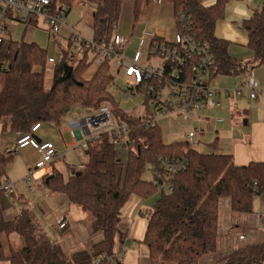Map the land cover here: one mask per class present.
<instances>
[{"label": "trees", "instance_id": "trees-1", "mask_svg": "<svg viewBox=\"0 0 264 264\" xmlns=\"http://www.w3.org/2000/svg\"><path fill=\"white\" fill-rule=\"evenodd\" d=\"M83 1L95 6L86 18L92 31L91 42L106 46L112 24L120 19L122 0ZM140 1L133 3L134 22ZM167 1L173 6V15H185L196 37L209 44L214 64L208 80L220 75L247 74L264 63V3L249 20L242 22L253 57L238 61L227 55V42L214 36L215 24L228 0ZM79 4L81 0H53L51 8L62 5L71 10ZM38 23L34 16L26 21V25L33 27ZM57 45L60 59L52 68V85L45 89V51L34 43L13 42L9 37L0 43V127L4 132L24 135L35 124L58 126L73 107L95 109L109 100L105 92L110 79L106 65L100 66L89 80L83 77L92 63L85 53L89 45L85 44L82 54L75 53L70 42L57 41ZM128 122L131 146L125 162L118 159V150L102 136L89 144L83 171L73 174L65 183L57 173L45 181L50 192L64 195L70 204L88 213L91 233H101L102 238L88 250L66 255L40 229L28 209L22 208L12 220H6L0 210V235L15 234L22 241L20 248H10L7 257L0 243V261L95 264L104 255L107 258L99 264H122L113 252L116 238L119 243L124 241L121 210L132 196L146 199L155 192L160 194L155 209L146 215V228L139 244L146 248L150 260L164 264H200L216 252L220 200H228L233 214H253L252 184L264 192V163L237 167L231 155L215 152L216 141L208 145L211 152L200 153L190 149L186 142L165 144L158 127ZM182 156L188 164L183 173L170 179L171 192L158 190L150 180L143 179L147 166H156L158 158ZM13 157L12 153H0V180ZM211 264H264V242L232 250Z\"/></svg>", "mask_w": 264, "mask_h": 264}, {"label": "crops", "instance_id": "crops-1", "mask_svg": "<svg viewBox=\"0 0 264 264\" xmlns=\"http://www.w3.org/2000/svg\"><path fill=\"white\" fill-rule=\"evenodd\" d=\"M133 2L134 0H122L121 20L117 22V32L128 36L131 46L134 45L135 38L145 33H152L167 40L172 39L175 26L171 3L165 0L162 4L155 5L140 1L138 20L133 27ZM263 3L264 0H228L226 3L222 17L215 24L214 36L218 40L227 42L226 53L230 58L238 61L252 59L253 52L247 48L248 37L242 28V22L249 20ZM77 9V11H68L66 21L80 33L84 41H91L92 31L86 23V17L91 14L95 6L82 0ZM84 9L86 13H84ZM40 23L42 24V22H39L37 26L33 27L13 19L7 26L8 37L13 42H30L38 47H45L46 57L48 55L59 61L60 50L57 41L50 39L45 26L42 24L41 27ZM20 24L23 27L21 35L19 34ZM81 27L88 32L87 35L82 32ZM36 32H41L47 36L46 46H43L39 41ZM59 41L65 43L62 39ZM88 71L83 76L85 80H89L93 75V72ZM252 72L254 79L261 87V91L255 100H249L245 90L242 91L240 98L233 95V90L240 85L242 76H217L209 80V83L212 88L219 91L216 98L220 103V107L199 111L198 114L202 118L197 116L192 123V126L194 123L200 126L199 129L195 128L198 131L199 145L206 132H209L212 134L209 141L211 139L212 142L216 141L215 152L217 153L219 148L220 154L231 155L232 161L237 167L246 166L251 162L264 163V63ZM262 97L263 99H260ZM257 101L259 102L257 105L261 107L260 114L256 113L253 107L255 105L253 102ZM210 115H212V118L205 117ZM168 120L160 125V132L161 127L166 126L167 128L171 125ZM189 129L190 127H187L186 130ZM19 137L18 134L4 132L0 127V153H12L14 155L4 178L18 183L17 193L13 197H7L0 193V210L4 218L12 220L20 213L22 208L28 209L36 224L48 237L51 228L55 231L58 245L66 255L88 250L93 243L102 238L101 233L92 234L90 220L84 215L85 212L76 209L77 206L70 204L64 195L52 193L45 186L46 179L54 173H57L62 182L65 183L66 178L63 180L62 174L58 170L64 168L67 171L71 165H76L81 161L76 153L70 149L73 142L70 134L66 129L48 123H41L33 134V138L37 142L52 143L58 157L45 168L35 171L34 177L45 179V181L43 186H36L32 191H28L21 180L40 159V154L30 147L17 148L16 141ZM165 143L170 144L171 142ZM56 167H58V170ZM144 201L145 199L133 196L121 210L120 227L123 230L124 241L119 243L116 238L114 252H124V257L121 260L122 264H164L150 260L146 248L142 244L137 245L136 248L133 244L134 242L139 244L142 240L146 228V215L152 212L144 209ZM218 211V246L216 252L202 259L200 264H211L230 251L245 245V243L241 244L236 238L234 230L242 226L232 223L237 217L236 214L229 211L228 200H220ZM254 214L250 216H254ZM137 216H140V218L137 219ZM59 218H63L66 222L64 232L57 229L56 221ZM255 220L258 227L264 222V220L261 221L256 218ZM134 222L136 224L132 228ZM0 243L5 257L8 256L9 250L14 244L17 249L22 246L21 239L15 234L8 237L3 234L0 235Z\"/></svg>", "mask_w": 264, "mask_h": 264}, {"label": "built area", "instance_id": "built-area-1", "mask_svg": "<svg viewBox=\"0 0 264 264\" xmlns=\"http://www.w3.org/2000/svg\"><path fill=\"white\" fill-rule=\"evenodd\" d=\"M145 1L160 5L165 0ZM51 4L53 0H0V43L8 37L7 26L11 20L17 19L26 24L27 19L34 16L45 26L51 40L62 39L65 43H72L75 53H84L85 44L89 45V50L85 53L92 59L88 68L90 72L94 74L102 65L108 67L110 79L105 92L109 100L95 109L75 106L81 109V114L73 113V107L57 126L66 129L70 134L73 141L70 149L81 159L66 171V180L83 171L88 159L89 144L99 141L102 136H106L108 144L117 150L127 152L131 146L128 121L159 128L168 118L177 119L190 127L185 135L189 148H198V131L191 127L192 123L199 111L220 107L216 98L219 91L212 88L208 80V73L214 64L210 46L196 37L185 15L174 16L175 32L171 40L145 33L135 38V43L131 46L130 38L119 34L118 23H114L111 26L109 43L98 46L91 41H84L80 33L67 23V7L54 5L51 8ZM46 61L51 65L59 62L50 56L46 57ZM239 76H242V80L233 90V95L240 98L245 90L248 99L255 100L261 87L254 79L253 72ZM117 79L124 83L123 94L126 102L139 100V107L133 106L124 110L115 103L113 89ZM39 126L40 124L33 125L29 133L20 135L16 141L17 148L30 147L40 154V159L21 180L28 191L44 185L42 179L35 180L34 173L58 157L52 143L37 142L33 138ZM187 164L188 161L183 156L160 157L157 165L151 166L150 181L158 190L169 193L172 191L170 179L183 173ZM17 187L18 183L6 178L0 180V193L7 197H13L17 193ZM252 195L259 206L264 205V192L259 191L255 183L252 184ZM254 216L257 220H264L262 211ZM56 226L58 230L64 229L65 220L59 218ZM237 240L242 242L245 236L238 235ZM113 255L121 261L124 252H113ZM105 257L102 255L96 259L95 264H99Z\"/></svg>", "mask_w": 264, "mask_h": 264}, {"label": "rangeland", "instance_id": "rangeland-1", "mask_svg": "<svg viewBox=\"0 0 264 264\" xmlns=\"http://www.w3.org/2000/svg\"><path fill=\"white\" fill-rule=\"evenodd\" d=\"M141 1L146 3L144 0H141ZM78 6L73 7L71 9V11H77L78 10L77 9ZM84 13H86L85 9H84ZM127 18H129V17H127ZM120 20H121V17L118 20V22ZM135 22L133 21V24H134L133 27L136 24ZM40 26L42 27L43 25L41 24ZM22 30H23V27H22V24H20V31H19L20 35L22 33ZM81 30H82V32L85 35H87L88 32L84 28H82ZM36 33H37L39 41L43 44V46H46V44L48 42L47 36L45 34H42L41 32H36ZM132 33H130V34H132ZM39 48L42 49V50L46 49L45 47H39ZM47 57H48V55H47ZM53 66L54 65L47 64L46 67H45V70H44V77H45L44 87H45V89H49L51 87V85H52V68H53ZM123 90H125L123 81L121 79H117L115 81L114 89H113V93H115V99H114L115 103H118L119 106L122 109H124V110H129L133 106L139 107V104L141 103L139 100H136V101H133V102L132 101L126 102L124 94H123ZM260 99H263V97L260 98ZM253 103L255 104V105H253V107L255 108L256 113L260 114L261 113V107L259 105H257L259 102L257 101V102H253ZM248 108L250 109L251 107H248ZM72 112L77 114V115H80L81 114V109L77 108V107H74L72 109ZM197 116L200 117V114L197 113L195 115V118ZM205 117L212 118V115L205 116ZM200 118H202V116ZM168 119H169L168 120L169 124H171V125L168 126L167 128H166V126L165 127H161V134H162L163 140L165 142H169V143L170 142L171 143L184 142L185 135H186V132H187L186 129L189 126L185 125L183 123H180L179 120H177V119H174V118H168ZM192 127L193 128H197V129L200 128V126L198 124H196V123H194ZM211 135L212 134H210L209 132H206V135L202 139L201 144L196 149L197 151H199L200 153H209V152H211V150L209 149V146H208L209 143L212 142V139L209 141V138H210ZM217 153L220 154V149L219 148L217 150ZM126 156H127V152H125L122 149H118L117 157H118V159L121 162H125ZM56 166H60V165H56ZM56 169L58 170V167H56ZM150 169H151V166L148 165L146 170H145V172H144V174H143V176H142L143 179L146 180V181H148L151 178L150 177L151 176V170ZM58 171L62 174V179L64 180L66 178V176H65L66 170L63 168V169H60ZM35 180H40V179L35 178ZM44 181H45V179L42 180V182H44ZM159 197H160V194L155 192L153 195H151L150 197L146 198L145 201H144V209L153 211L155 209V207H156V203H157V200L159 199ZM76 209H79V211H81L80 208L76 207ZM261 211L263 213V218H264V205L261 204V206H259V203L254 199L253 202H252V212H253V214L254 213H259ZM84 215L87 216L88 219L90 220V215L88 213H85ZM250 215L251 214H236L237 218H235L232 221V223H236L237 225L240 224V226H242V227H238L237 230H234L236 238H237V236L239 234L240 235H244L245 236V240L240 242V243L241 244L245 243V245L252 244V243H263L264 242V222L261 224L260 227H258L254 216H250ZM139 218H140V216H137V219H139ZM135 224H136V222H134V224L132 225V228H134L133 226ZM50 230H51V233L49 234L50 241L52 243H54V244H58V239L55 237V235H56L55 231L52 228ZM133 244H134L135 248L137 247V245H140L137 242H134ZM245 245H243V246H245ZM14 246H16V245L14 244ZM14 246L12 248L13 249H17ZM243 246H241V247H243ZM236 249H238V248H236ZM216 259H218V258H216ZM0 264H9V263L6 260H1Z\"/></svg>", "mask_w": 264, "mask_h": 264}]
</instances>
